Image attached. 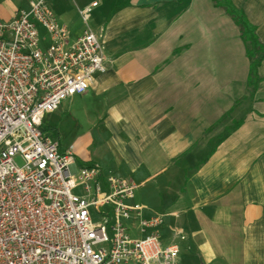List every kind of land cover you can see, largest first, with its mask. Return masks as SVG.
I'll list each match as a JSON object with an SVG mask.
<instances>
[{
	"label": "crops",
	"instance_id": "obj_1",
	"mask_svg": "<svg viewBox=\"0 0 264 264\" xmlns=\"http://www.w3.org/2000/svg\"><path fill=\"white\" fill-rule=\"evenodd\" d=\"M4 1V21L29 7L7 0L5 8ZM217 1L50 5L76 37L85 23L73 15L98 2L88 21L104 44L106 71L81 95L89 104L79 115L84 127H101L107 141L102 153L87 145L75 149L78 165L98 164L104 174L128 180L125 172L159 180L165 195L152 213L163 217V245L177 243L200 264H264V60L258 88L244 98L250 60L239 27ZM230 1L264 44V0ZM239 111L243 117L236 120ZM221 127L223 133L214 134ZM144 211L148 217L152 210Z\"/></svg>",
	"mask_w": 264,
	"mask_h": 264
},
{
	"label": "built area",
	"instance_id": "obj_2",
	"mask_svg": "<svg viewBox=\"0 0 264 264\" xmlns=\"http://www.w3.org/2000/svg\"><path fill=\"white\" fill-rule=\"evenodd\" d=\"M24 1L13 19L0 17V264H178L179 245L161 241L163 217L132 202L134 182L78 165L73 146L62 150L41 129L106 71L104 44L88 26L98 2L79 9L85 29L71 37L50 0Z\"/></svg>",
	"mask_w": 264,
	"mask_h": 264
},
{
	"label": "rangeland",
	"instance_id": "obj_3",
	"mask_svg": "<svg viewBox=\"0 0 264 264\" xmlns=\"http://www.w3.org/2000/svg\"><path fill=\"white\" fill-rule=\"evenodd\" d=\"M73 3V0H69ZM5 8L9 7V1H4ZM91 16V14H90ZM78 23H83V18L80 14L76 13L73 15ZM84 24V23H83ZM88 26H91V21H88ZM83 95V94H82ZM85 99V100H84ZM250 103L248 98L246 99V104ZM89 104L88 98H84L81 95H75L72 98H68L63 101L62 105L58 110L53 113H48L44 117V127L47 129L45 132L49 135L54 136V129L58 132L60 147L62 150H68L73 146L75 149L87 145V149L93 151L94 154L102 153L104 146L106 145L107 139L102 137V128L101 127H84L83 119L80 117V113L83 112L84 107ZM235 119L239 120L243 115L239 112L235 114ZM224 120V119H222ZM221 120V122H222ZM220 128V127H219ZM218 130V134L223 133L225 130L224 127ZM228 128V127H227ZM212 135L209 132L206 133V136ZM56 139V138H55ZM16 163L18 165H23L24 161L20 156L16 157ZM125 176L132 180L135 184H139V187L135 191V199L133 203H138L145 208L144 213H147L148 208L152 211H148V217L154 215L152 213L155 206L158 207L157 200L165 195L164 185L159 186L158 181H143V179H138L133 177L130 173L125 172ZM143 181V182H142ZM175 193V191H174ZM174 196V195H173ZM161 202V201H160ZM108 207H101L100 210L104 211ZM162 212V211H159ZM92 219L94 222H100L102 220L101 216L92 208L91 209ZM161 233V232H160ZM182 249V248H181ZM179 259L180 264H200L199 259L187 256V252L184 250L180 251Z\"/></svg>",
	"mask_w": 264,
	"mask_h": 264
},
{
	"label": "trees",
	"instance_id": "obj_4",
	"mask_svg": "<svg viewBox=\"0 0 264 264\" xmlns=\"http://www.w3.org/2000/svg\"><path fill=\"white\" fill-rule=\"evenodd\" d=\"M216 4L226 11V13L234 20V22L240 29L241 38L245 43L246 53L250 60L248 88L244 98L252 96L254 94V91L258 88L260 82L258 67L264 60V44L257 36L256 26L251 24L243 11L235 7V5L230 0H218ZM228 117H230V113L224 115L221 120ZM239 123L237 125H239ZM41 129L44 132L47 130L44 126H42ZM53 133V137L59 140L58 132L56 131V129H54Z\"/></svg>",
	"mask_w": 264,
	"mask_h": 264
}]
</instances>
